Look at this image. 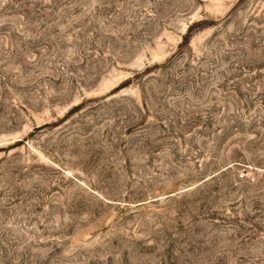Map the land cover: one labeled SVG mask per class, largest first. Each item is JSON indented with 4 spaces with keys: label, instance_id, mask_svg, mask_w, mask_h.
<instances>
[{
    "label": "rangeland",
    "instance_id": "374dc122",
    "mask_svg": "<svg viewBox=\"0 0 264 264\" xmlns=\"http://www.w3.org/2000/svg\"><path fill=\"white\" fill-rule=\"evenodd\" d=\"M0 264H264V0H0Z\"/></svg>",
    "mask_w": 264,
    "mask_h": 264
}]
</instances>
